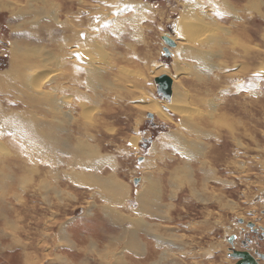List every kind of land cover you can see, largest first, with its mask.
I'll return each instance as SVG.
<instances>
[{"label":"rangeland","instance_id":"rangeland-1","mask_svg":"<svg viewBox=\"0 0 264 264\" xmlns=\"http://www.w3.org/2000/svg\"><path fill=\"white\" fill-rule=\"evenodd\" d=\"M57 1L58 16L65 21V26L71 21L66 18L68 12L79 14L78 20H73L80 28L74 39L69 37L71 24L63 32L58 26H50L55 16L52 12L47 15L45 11L47 18L42 25L30 26L25 22H31L34 16L26 12L20 15V9L40 4L39 0L0 1V107L4 112L0 114V146L5 144L15 150L14 154L0 150V158L3 156L0 159V264H110L112 255L113 263L119 261L116 264H234L238 258L232 255L233 249H248L255 256L256 252L264 254V237L256 235L257 230L264 227L263 13L256 16L248 13L243 22L242 19L232 20L228 6H220L219 0L212 3L203 0V5L193 9L188 6L190 0H135L140 5L147 3L149 10L144 14L135 9L125 12L123 28L114 33L113 25L106 24L105 19L119 12L104 8L109 0L106 3L105 0ZM228 1L241 7L246 0ZM261 1L263 11L264 0ZM235 14L244 16L242 11H235ZM181 20L185 22L180 27ZM222 21L226 26L238 23L233 27L245 24L240 28L250 29V38H247L259 45L256 48L263 57L257 60L255 57L250 64L253 67L251 75L239 73L230 77L242 70L244 64L238 59L240 62L235 66L224 43L216 47L220 55L212 57L213 53L209 52L213 47L208 39L191 44L193 49L183 42L190 22L215 25L212 22ZM179 28H184L183 36ZM61 32L68 39L62 40L58 49L68 53L66 59L53 53ZM165 35L176 42V46H168L172 53L169 57L163 51L167 46ZM15 41L23 46L21 50L38 48L40 52L54 55L50 62L41 59L39 54L40 65L33 72L39 75L44 71L64 69L66 73L56 75L59 77L56 81L68 91H57L55 95L56 82L47 84L46 81L42 90L32 93L36 96L34 101L32 96L24 95L19 87L33 90L25 86L27 75L22 71L15 75L12 72L11 47ZM99 42H111L115 55L122 56L121 62L102 61L101 56L93 60L87 58L83 50L102 53L95 49ZM176 47L181 50L184 47L185 51H178L175 57ZM202 49H208L203 59L207 58L211 64L205 70L201 67L202 61L189 57L190 50H196L193 54L198 57ZM117 63L128 66L137 75L143 73L145 78L133 77L127 81L130 86L123 81L118 83L124 88L119 85L113 88L119 79L115 76ZM160 74L172 78L173 87L179 90L175 95L180 98L175 101L178 102L176 106L186 108L184 114L166 108L172 95L167 99L158 93L155 77ZM197 74L207 82L199 80ZM14 82H17L18 91L9 86ZM132 85H139V89ZM46 89L53 92L50 99L54 101L46 98ZM180 89L186 93L181 94ZM137 90L142 91L136 95ZM72 92L83 99H77ZM61 97L66 98L63 99L66 104L58 106L57 100ZM154 100L161 101H158L160 109L169 112L170 118H161L155 112L152 121L147 117L152 111L145 105ZM42 102L46 105L42 106ZM84 102L97 109L98 112H94L96 122L83 119L85 109L81 104ZM215 108L216 115L231 114L233 121H239V139L224 129H212L214 126L210 122L214 115L211 113ZM55 110L65 112V116L58 115L65 117L64 120L56 119L52 113H56ZM189 113L196 117H189ZM18 114L30 120L32 127L39 125L38 129L47 132V136L41 138L36 133L38 140L25 134L27 140L17 135L15 132L21 130L17 127L20 125L14 124L10 116ZM6 116L10 120L7 121ZM39 119L45 123L38 122ZM183 119L187 120V125L181 126ZM57 122L61 123L59 128L53 125ZM29 128L31 132V125ZM205 129H211V134H206ZM183 131L185 137L202 141L199 151H203L196 152L197 155L190 159L179 148L180 136L175 135H183ZM48 135L50 143L46 142ZM161 136H166L162 138L165 144L160 141ZM132 138H137V142L132 143ZM83 139L87 148H82ZM51 144L57 146V153L49 151ZM93 149L96 151L92 152ZM95 153L100 156L99 163H94L96 157L88 159ZM28 167L34 170L30 177L33 183L23 191L22 178L26 176L23 171ZM184 167L186 174L174 173ZM94 175L99 178V184L93 182ZM149 179L151 183L157 181L158 196L153 204L145 196ZM40 180L49 184L48 192L43 185L39 188ZM120 181L124 185H120ZM121 213L132 219L123 220L118 215ZM232 235L236 236L233 247L228 241ZM247 238L253 239L252 244L242 248ZM101 252L108 254L107 259L101 257ZM260 263L264 264V260Z\"/></svg>","mask_w":264,"mask_h":264},{"label":"bare ground","instance_id":"bare-ground-1","mask_svg":"<svg viewBox=\"0 0 264 264\" xmlns=\"http://www.w3.org/2000/svg\"><path fill=\"white\" fill-rule=\"evenodd\" d=\"M0 1H2V0H0ZM28 2L29 0H25V2ZM33 1V0H32ZM41 3L40 4H33V6H31L29 9H20V15H23V14H25V12L26 13H28V14H33V16H34V19L31 21V22H27V21H25L27 24H29L30 26H35L37 23H38V25L39 24H43L44 23V19H46L47 18V16H46V14H45V11H46V13H47V15L50 13V12H52V14L53 15H55L54 16V18L53 19H51V24H50V26L51 25H54V26H65V21H62V20H60V17L58 16L59 14H58V11H57V2H60V1H55V0H39ZM74 1H77V0H74ZM81 2H86L87 0H80ZM104 1V0H103ZM136 1H139V0H136ZM135 0H129V1H127V0H109L108 2H107V0H105V9H107V10H109L108 8H112L113 9V11H115V12H119V14H115V13H111V15L109 16V17H107L104 21H105V23L106 24H111V25H113V29L112 30H114V33H117V32H119L122 28H123V23H125L126 21L125 20H123V14L125 13V12H128L129 10H132V9H135V10H141V13L142 14H144V11H147V10H149V7H148V4L147 3H141V5H140V3H138V2H136ZM94 2V1H93ZM92 2V3H93ZM141 2V1H140ZM213 2V0H209V3H212ZM60 3H62V2H60ZM91 3V2H90ZM96 3V2H95ZM142 4H144V5H142ZM204 4V2H203V0H190V4L188 5V6H191L190 7V9H193V8H196V7H198V6H200V5H203ZM217 4H221V5H223V7H225L226 8V6H228V8H229V14H231L232 15V17H233V19L232 20H234V21H236V20H238V19H242L241 21H243V22H246V18L249 16L248 15V13H250V14H253V15H259V14H261V13H263V17L262 18H264V10L262 11V7H261V5H262V1L261 0H246L243 4L244 5H242L241 7H239L238 5L237 6H235V4L233 3V4H231L228 0H219V1H217ZM237 4V3H236ZM242 4V3H241ZM26 5H27V3H26ZM220 5V6H221ZM94 6V5H93ZM103 6V5H102ZM59 7V6H58ZM108 7V8H107ZM225 8H224V10H225ZM91 9V8H90ZM95 9V8H94ZM15 10H16V7H15ZM14 10V11H15ZM92 10V9H91ZM97 10V9H96ZM219 10H221V8H219ZM218 10V11H219ZM98 11H99V13L100 14H102V12L98 9ZM221 11H223V10H221ZM235 11H238V12H240V11H242V12H244V16H243V18L241 17V16H239V15H237V14H235ZM254 12V13H253ZM63 12H61V14H62ZM98 13V12H97ZM68 14H69V12H68ZM91 14V13H90ZM94 14V13H93ZM114 14V15H113ZM220 14V13H219ZM78 15L79 14H75V13H72V15H71V19H75V20H78ZM95 15V14H94ZM109 15V14H108ZM59 17V20H58V17ZM67 16H69V15H67ZM204 16V18L206 17V15H203ZM96 17H97V15H96ZM117 17V18H116ZM183 17V16H182ZM66 18H68L69 19V17H66ZM90 18H92V17H90ZM221 18H223V17H221ZM73 20H71L70 21V19H69V21H70V24H71V27H69L70 29H68V27H66L68 30H70L71 31V34H69V37H71V39L73 38L74 39V37L79 33V29L80 28H78V26L76 25V24H74L73 23ZM48 21V20H47ZM225 21V20H224ZM231 21V20H230ZM76 22V21H75ZM185 21L184 20H181L180 21V27L183 25V23H184ZM229 22V21H228ZM81 23V22H80ZM212 23H214L215 25H212L210 22L209 23H197V22H194V23H192V22H190V24L187 26V28L185 29L186 31H185V36H186V38L185 37H183L184 38V40H183V42H185V43H188L189 44V49H193V47L191 46V44H194V43H200L202 40H204L205 38L206 39H208V41L211 43V45H212V47H213V49H211L210 51H212V52H209V54L210 53H213V55H212V57L213 56H215V55H217V56H219L220 55V53H219V51H218V49H216V47H217V45L220 43H224V46L225 45H227V50H229V52H230V54L232 55V57H233V59H234V61H233V63H235V66L237 65V63H239L240 61H242L243 62V66L241 67V68H243L242 70H239V71H237L236 73H234V74H230L231 76L230 77H233V75H237V74H239V73H246V74H248V73H250V75H251V73H252V70H253V67L250 65V64H252L254 61H255V57H256V60H257V58H261V57H263L262 55V53H260V50H257V46H259L258 44L256 45L255 44V42H254V40H250V39H248L247 37H249L250 38V32H248L249 30H248V28H244V27H242V28H240L242 25H245V24H239V25H237V26H235V27H233V24H238V23H231V24H228L229 26H226L224 23H223V21L222 22H219L218 24L216 23V22H212ZM46 24H47V22H46ZM45 24V25H46ZM70 24H69V26H70ZM186 24V23H185ZM184 24V25H185ZM61 29H64L65 27H60ZM182 29H184V28H179V31H180V34L182 35L183 33H182ZM233 29H236V30H233ZM243 29H245L244 31H243ZM52 30V29H51ZM65 31V30H64ZM183 36V35H182ZM264 36V35H263ZM90 38V37H89ZM203 38V39H202ZM68 39V37H65L64 38V40H67ZM108 43H109V45H108ZM110 44H112L111 42H103V43H101V42H99V43H96V46H95V49L97 48V50H99L100 52H102V53H100V54H98V52H96V53H93V49H91V50H83V51H85V52H83L84 54H85V56L87 57V58H91L92 60H93V58L95 57H98V56H101L100 57V59L102 60V61H109L110 63H114V61L116 60V62H121L120 61V58H122V56L121 55H118V56H116L115 54H117V53H115V50L114 49H112V47L110 46ZM22 45H20L18 42H14V43H12V47L11 48H13V63H12V72L14 73V75H15V72H19V71H22V74L23 75H27V79H26V82H25V86H27L30 90H33L32 92H30V91H28L25 87L23 88L22 86L21 87H19V88H21V91H22V93L24 94V95H28V97L30 98V96H32L33 94V92H37V91H40V90H42V88L43 87H45V85L43 86L42 84L45 82L46 83V81H47V84H49V83H54V82H56L55 83V86H54V92H56V94L55 95H57V93L58 92H65V91H68V89H67V87H62L61 88V84L60 83H58V81H56V79L58 80L59 79V77H56V75H64L65 73H66V71L63 69V70H60V71H44V73H41V74H35L33 71L40 65L39 64V61H40V55L42 56L41 57V59H46V60H48V61H50L51 62V57H54V55H52L50 52L48 53V52H40L39 51V49L38 48H32V49H25V50H21L22 49ZM41 47V46H40ZM39 47V48H40ZM43 47V46H42ZM219 47V49L221 50L222 49V47L219 45L218 46ZM174 49V48H173ZM35 50V51H34ZM60 50V52H62L61 51V49H59ZM76 50H78V49H76ZM171 50V49H170ZM183 50L185 51V48L183 47ZM183 50H181V49H179V47H176V50L174 51V54H175V57L177 56V53H178V51H180V52H182ZM32 51H34L33 53H32ZM50 51V50H49ZM183 51V52H184ZM191 51V53L192 54H189V57L190 56H193L194 58H197V60H199L198 62H200V61H202V64H201V67L204 69V68H210L211 66V64H210V62L208 63V61H207V58H206V60H204L203 59V56H205L204 54L205 53H207V51H208V49H207V51H205V50H201L202 52L201 53H199L198 52V54H200V56H195L193 53L196 51V50H190ZM199 51V50H198ZM11 55H12V50H11ZM63 53V55H61V54H57L58 56H62V58L63 59H66L67 57H68V53H65V52H62ZM223 53V52H222ZM260 53V54H259ZM40 54V55H39ZM110 54H113V55H111L110 56ZM106 55H109L110 57H108V56H106ZM35 56V58H33V57ZM113 56H115L114 58H113ZM12 57V56H11ZM232 57H230V58H232ZM98 59V58H97ZM238 59L240 60V61H238ZM35 61V60H37V62H36V64L35 63H32V61ZM209 60V59H208ZM211 60V59H210ZM213 60V59H212ZM123 61H126L125 59L123 60ZM207 61V62H206ZM86 62V61H85ZM91 62V61H90ZM220 62V61H219ZM31 63H32V69H31ZM201 63V62H200ZM212 63V62H211ZM224 63V62H223ZM53 64L54 65H59L58 63H54L53 62ZM174 64H176V63H174ZM198 64V63H197ZM229 64V63H228ZM34 65H36L35 67H34ZM105 65V64H104ZM113 65V64H112ZM116 65V67H117V71L115 72V76H118L119 77V79L118 80H116L115 81V84L113 85V88L114 87H117V85H119L120 87H122V88H124L123 87V85H121L120 83H118V82H125L127 85H129L130 86V84H128L127 83V81H129V80H131V79H133V77H135L137 80H139V79H142V78H145V76L143 75V73H142V75L140 74V75H137V74H135V72L134 71H132V70H130V68L128 67V66H125V65H122V63L119 65V63H117V64H115ZM195 66H196V64H195ZM228 66V65H227ZM231 66V65H230ZM251 66V67H250ZM45 67H47V66H45ZM44 67V68H45ZM214 67V66H213ZM93 68V67H92ZM262 69V68H261ZM24 70H26V71H24ZM205 70V69H204ZM37 71V70H36ZM263 71V70H262ZM93 72V71H92ZM162 72H164V71H162ZM196 72V71H195ZM203 72H205V71H203ZM160 73V72H159ZM165 73V72H164ZM200 73V72H199ZM208 74V73H207ZM240 75V74H239ZM218 76V75H217ZM4 77V75H2L1 76V78H3ZM197 77H198V79L199 80H201V81H206L207 79H205V77H203V76H200L199 74H197ZM219 77V76H218ZM193 78H194V76H193ZM6 79H7V77H6ZM12 79H14V77L12 76ZM220 79V78H219ZM115 80V79H114ZM6 81V80H5ZM210 81V80H209ZM29 82H30V85H28L29 84ZM106 82V81H105ZM199 82V81H198ZM207 82V81H206ZM205 82V83H206ZM215 82H218V80L217 81H215ZM242 83V82H241ZM108 85H109V82L107 83ZM203 84V83H202ZM92 85V84H91ZM206 85V84H205ZM9 86H11L10 88H13L14 90H16V91H18L16 88H17V82H14V84H9ZM101 86V85H100ZM133 86V85H132ZM208 86V85H207ZM239 87L240 86H242V84H240V85H238ZM237 86V87H238ZM133 87H135V88H137V89H139V85H137V86H133ZM238 87V88H239ZM109 88V87H108ZM121 88V89H122ZM211 89H214V88H211ZM45 90V89H44ZM46 90H48L47 92H46V98H49V100H50V102H52V101H54V98L52 99H50V95L53 93H51V91L49 92V90L50 89H46ZM95 90H97V89H95ZM99 90V89H98ZM58 91V92H57ZM142 90H137L135 93H136V95H138V93H140ZM178 91L179 90H177L176 88H174L173 87V81H172V101L167 105L166 104V108H168V109H170V110H172V111H174V112H176V113H181V114H184V112H185V110H186V108H182V109H179L178 108V106H176V104H178V102H175V101H178V99L180 100V98H177L176 96V92L178 93ZM183 90H181L180 89V92H181V94H184V92L185 91H183ZM43 92V91H42ZM133 93H134V90L132 91ZM45 93V92H44ZM44 93H43V95H44ZM186 93V92H185ZM31 94V95H30ZM37 94V93H36ZM38 94H41L40 92H38ZM72 94H76L75 92H72ZM118 94V93H117ZM21 95V94H20ZM77 96H76V98L77 99H83L80 95H78V94H76ZM119 95V94H118ZM122 95V94H121ZM176 95V96H175ZM246 95V94H245ZM42 96V95H41ZM63 97H65L66 95H62ZM117 96V95H116ZM175 96V97H174ZM118 97V96H117ZM134 97V96H133ZM137 96H135L134 97V99L136 100L137 98H136ZM247 97H251V95H247ZM45 98V97H44ZM32 99H33V101L36 99V96L34 97V96H32ZM39 99L41 100V99H43L42 97H39ZM64 98H59L58 100H57V103H58V106H62L63 104H64V100H66V98L63 100ZM74 99H75V96H74ZM177 99V100H176ZM197 99V98H196ZM203 99V98H202ZM69 100V99H68ZM158 101H160V100H158ZM157 100H154V102H152L150 105H145L146 107H149V108H146V109H150L151 111H152V113L153 112H155L156 113V115H157V113H159L160 115H161V118L163 117L164 119H165V117L168 119V118H170V115H169V112H167L166 110L165 111H162L160 108H161V104L158 102ZM198 101V100H197ZM70 102V101H69ZM161 102V101H160ZM174 102H175V107L173 106V104H174ZM47 103V102H46ZM210 103V106H212V104H211V102H209ZM247 103H250V102H247ZM39 104V103H38ZM65 104H66V102H65ZM72 104V103H71ZM74 104V103H73ZM41 105L42 106H45L46 104L45 103H41ZM54 105V104H53ZM83 107H84V120H89L90 122H92V121H97V120H95V115H94V112L95 113H97L98 111H97V109L95 108V107H92V106H87L88 104H85V102L83 103V104H81ZM91 105H94V104H91ZM144 105V104H143ZM168 106V107H167ZM55 108H56V105L54 106ZM197 107V106H196ZM44 108V107H43ZM145 108V107H144ZM174 108L176 109V110H174ZM190 108H191V106H190ZM216 108H217V106H216ZM215 108V111L213 112V113H211L212 115H214V117H211V124L214 126V128H212V129H214V130H219V129H224V130H226V131H228L230 134H234V136H235V138H237V139H239V132H238V124H239V121H233L232 119H231V114L230 115H227V114H222V115H216V111H217V109ZM48 110V112L49 113H51V111H49V109L47 108L46 109V111ZM187 110H189V109H187ZM209 110V109H208ZM3 111V109H1V107H0V114L2 115L4 112H2ZM56 111V113H54V112H52L54 115H56L57 117H56V119H59V122H61V119L62 120H64V118L65 117H60V116H58V115H60V114H63V116H65L64 115V113L65 112H59L58 110H55ZM190 111V110H189ZM191 112H193V111H191ZM200 112V111H199ZM195 113V111L193 112V114ZM197 113V112H196ZM204 113V112H203ZM203 113H202V115H203ZM218 113V112H217ZM192 113H189L188 115H189V117H191V115H193ZM208 114V113H207ZM210 114V113H209ZM52 115V114H51ZM186 115H187V113H186ZM206 115V114H205ZM62 116V115H61ZM99 115L97 114V117H98ZM193 116H195V115H193ZM204 116V115H203ZM202 116V117H203ZM209 116V115H208ZM10 117H12L13 118V120H12V122L14 123V124H16V125H20V126H17V127H20V129L21 130H17L15 133L17 134V135H20V136H22V137H24V139H27L28 140V138L26 137L25 138V134H27V135H31V137H32V135H33V137H35V138H37L38 140H39V138L35 135L36 133H38V136H41V138H43L44 136H47V132H43V131H40V129H38L39 127V125L37 126V128L36 127H32V124H31V121L30 120H27V118L26 119H24L25 117L23 116H21V114H18V115H13V116H10ZM10 117L8 118L7 116L5 117L6 119H7V121L8 120H10ZM55 116H52V118H54ZM100 117V116H99ZM185 117V116H184ZM196 117V116H195ZM200 117V116H199ZM33 118V117H32ZM187 118V117H186ZM41 119V118H40ZM40 119L39 120H37L38 122H44L45 123V120H41L40 121ZM52 120H54V119H52ZM204 121L203 119H199V121ZM57 121V120H56ZM195 121H197V118H196V120ZM38 122H36V123H38ZM53 122H55V121H53ZM64 122V121H63ZM63 122H62V124H63ZM25 124V125H24ZM41 124V123H40ZM181 124V126H182V124L184 125H187V120H184L183 119V121L180 123ZM30 125H31V132L29 131L30 130ZM52 125V124H51ZM53 125L55 126L56 125V128H57V126H58V128L61 126V123H58L57 122V124L56 123H53ZM22 126H25V127H22ZM41 126V125H40ZM43 126V125H42ZM47 126V125H46ZM64 126V125H63ZM97 126V125H96ZM208 126V125H207ZM49 127V126H48ZM48 127H46V128H48ZM14 128H16V127H14ZM33 128V129H32ZM199 128H201V126L199 127ZM205 128V127H204ZM43 129H45V128H43ZM202 129V128H201ZM8 130V129H7ZM13 130V129H12ZM42 130V129H41ZM211 130V129H210ZM210 130H204L205 131V133L206 134H208V135H210L211 134V132H210ZM48 131V130H47ZM203 131V132H204ZM239 131H241V130H239ZM202 132V135L203 134H205V133H203ZM179 133H181V132H179ZM242 133V132H241ZM52 134V132H49V135H51ZM172 133H170V135H171ZM182 134V133H181ZM205 134V135H206ZM24 135V136H23ZM48 135V137L49 138H47L46 137V142L47 141H49L50 140V136ZM175 135H179L180 137H178V142H179V145H180V149L182 150V153L184 152L185 153V155L190 159L191 158V156H195V155H197V154H195L196 152H202L201 150L199 151V149H200V146H201V144H202V141L200 142V140H198L197 141V139H195V138H188V137H185L186 135H185V133H184V131H183V135H180V134H178V133H175ZM198 136V135H197ZM197 136H196V138H197ZM30 137V138H31ZM166 137V136H165ZM164 137V138H165ZM184 137L186 138V139H184ZM199 137V136H198ZM206 137V136H205ZM29 138V139H30ZM202 138V137H201ZM177 139V138H176ZM239 140H237V142H238ZM45 142V141H44ZM129 142H131V141H129ZM137 142V138H132V143H136ZM162 143H164L165 144V141H161ZM48 143H50V141L48 142ZM240 144H243L242 142H239ZM2 144V143H1ZM81 144H82V148L83 147H85V148H87L84 144H85V139H83V141H81ZM89 145H92V143H88ZM168 144H170V143H168ZM78 145V144H77ZM2 146V145H1ZM0 146V150H2V151H10L11 152V154H14L15 153V150L13 149V147L11 148V147H9V146H7V145H5V144H3V146L4 147H1ZM203 146V145H202ZM192 147H193V149H192ZM49 151L51 152H53V153H55L56 151H57V146L56 145H54V144H51L50 146H49ZM189 149V150H188ZM202 149V148H201ZM59 150V149H58ZM76 150V149H75ZM154 150V149H153ZM191 150V151H190ZM77 152H79L78 150H76ZM94 151H96L95 149H93V151L92 152H94ZM57 153V152H56ZM183 153V154H184ZM96 154V153H95ZM92 155V156H89L88 157V159H91V158H93V157H96V158H94L93 159V161H94V163H99L97 160L99 159V157L100 156H98V154H96V155ZM2 155V154H1ZM4 155V154H3ZM81 155V154H80ZM219 154H217V156H218ZM184 156V155H183ZM3 156H1V158H2ZM79 157H82V156H79ZM0 158V159H1ZM2 161V160H1ZM16 162V161H15ZM80 162V161H79ZM78 162V163H79ZM115 162V161H114ZM183 167V166H182ZM25 168V167H24ZM203 169H205V168H203ZM26 171H23V172H26V176H24L22 179H23V184L21 185V188L23 189V191H24V189L26 188V186L28 185H32V183H33V181L32 180H30V177H32L33 175V173H34V170L32 169V168H26L25 169ZM183 170H185L186 171V169H185V167H184V169L183 168H180V169H176L175 170V172L174 173H176V175H178V173H184V174H186L187 172H183ZM207 171V170H206ZM18 172V171H17ZM23 174V173H22ZM86 175V174H85ZM76 176V175H75ZM80 176V175H79ZM95 176V175H94ZM37 177V176H36ZM74 178V177H73ZM80 178H81V176H80ZM92 180H93V182H95V181H97V184H99L100 183V180H99V178L97 177V176H95V177H93L92 178ZM87 181V180H86ZM22 182V181H21ZM40 182H41V180H40ZM89 182V181H88ZM157 182V181H156ZM156 182H154V181H152V183H151V179H149V182H148V187H147V192H148V194H145V196L147 197V198H149V203H151V204H153V201H154V199L158 196V194H157V183ZM39 183V182H38ZM84 183V182H83ZM90 183V182H89ZM92 183V182H91ZM156 183V184H155ZM119 184L120 185H124L123 183H121V181L119 182ZM39 185V184H38ZM42 185H43V188H44V190H46V189H48L49 190V184L48 183H46V184H43V181L41 182V184L39 185V188H41L42 187ZM47 185V186H46ZM31 191V190H30ZM47 191V190H46ZM48 192V191H47ZM110 193V192H109ZM142 202H143V200H142ZM140 210H141V212H142V214H143V211H144V209H143V207H142V205L140 206ZM112 211H114L115 212V210L113 209ZM117 212V211H116ZM158 212H156L155 211V214H157ZM107 214V213H106ZM109 214V213H108ZM123 220L124 219H129V220H131L132 219V217H126L127 215L126 214H124V213H121V214H118ZM140 218V217H139ZM142 219H143V217H141ZM118 220H120V218H117ZM137 226V225H136ZM136 228H138V226L136 227ZM108 254H106V253H102L101 252V257H103V258H106L107 259V257H105V256H107ZM110 257V256H109ZM30 258V257H29ZM114 258V255H112L111 257H110V261H109V263L110 264H116V262H119V261H115L114 263H113V259ZM87 263V262H86ZM84 264H85V262H84Z\"/></svg>","mask_w":264,"mask_h":264},{"label":"water","instance_id":"water-1","mask_svg":"<svg viewBox=\"0 0 264 264\" xmlns=\"http://www.w3.org/2000/svg\"><path fill=\"white\" fill-rule=\"evenodd\" d=\"M163 39L167 44V46H165L163 49L164 55L166 57H169L172 55L169 47L176 46V42L167 35L163 36ZM155 83L157 84L158 93L161 94L163 97L170 99L172 95V78L168 74H160L159 76L155 77ZM147 117L152 121L154 119V114L149 112L147 114ZM135 182L138 183L139 180H136ZM249 226L254 227V224L249 223ZM235 238H236L235 235H232L231 237L228 238V241L232 244V247L234 245ZM232 251H233L232 255L238 258V260L234 264H261L260 260H264L263 253L256 252V256H257L256 257L248 249L246 250L233 249Z\"/></svg>","mask_w":264,"mask_h":264},{"label":"crops","instance_id":"crops-1","mask_svg":"<svg viewBox=\"0 0 264 264\" xmlns=\"http://www.w3.org/2000/svg\"><path fill=\"white\" fill-rule=\"evenodd\" d=\"M145 6V5H144ZM67 15H69V16H66V17H69V19L70 20H73V19H71V15H72V13L70 14H67ZM156 21V20H155ZM154 24H156V23H154ZM58 26V25H57ZM61 27H67V26H61ZM69 27V26H68ZM58 28H60V26H58ZM61 29V28H60ZM62 32H63V29L61 30ZM62 32L60 33V34H58L57 35V41H56V44H55V46H53V53L54 54H62V52H60V50L58 49V44H60L61 42H63L62 40H64V38H65V36H67L66 34H63V35H61L62 34ZM59 35H61V36H59ZM65 46H66V44H65ZM64 46V47H65ZM162 48V47H161ZM62 51H63V49H62ZM158 60V59H157ZM159 136V135H158ZM162 138H164L163 136H161V138H160V141H162Z\"/></svg>","mask_w":264,"mask_h":264},{"label":"flooded vegetation","instance_id":"flooded-vegetation-1","mask_svg":"<svg viewBox=\"0 0 264 264\" xmlns=\"http://www.w3.org/2000/svg\"><path fill=\"white\" fill-rule=\"evenodd\" d=\"M256 235H260V236L264 237V227L260 231L257 230ZM252 240H253L252 238H247V240L244 241V247H242V248L249 247V245L252 244Z\"/></svg>","mask_w":264,"mask_h":264}]
</instances>
